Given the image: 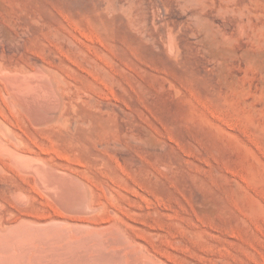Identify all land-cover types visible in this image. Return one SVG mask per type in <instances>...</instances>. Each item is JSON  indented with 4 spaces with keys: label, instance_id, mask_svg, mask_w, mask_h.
<instances>
[{
    "label": "rangeland",
    "instance_id": "obj_1",
    "mask_svg": "<svg viewBox=\"0 0 264 264\" xmlns=\"http://www.w3.org/2000/svg\"><path fill=\"white\" fill-rule=\"evenodd\" d=\"M17 71L56 89L49 123L14 97ZM92 113L103 128L86 148ZM0 138L83 180L101 214L140 222L172 264H264V0H0ZM12 165L0 152V183L30 191ZM1 200L17 208L11 194ZM135 206L147 212L133 217Z\"/></svg>",
    "mask_w": 264,
    "mask_h": 264
},
{
    "label": "bare ground",
    "instance_id": "obj_2",
    "mask_svg": "<svg viewBox=\"0 0 264 264\" xmlns=\"http://www.w3.org/2000/svg\"><path fill=\"white\" fill-rule=\"evenodd\" d=\"M37 68H40V65ZM38 70L41 71L40 69H38ZM21 71L23 72V70H21ZM21 73L19 74V72H18L19 75L16 74V75L8 76L7 77V83L11 87L14 97L19 102H21L22 108L25 110V112H27V116L29 114V116H31L30 119L32 118V120L33 119L36 120L37 123H40V122H38V120L39 121L44 120V122L46 123L47 120L49 121L52 117L55 118L54 117V115H56L55 114V110H56L55 106L57 104V97L55 94L56 89L53 90L54 86L51 87L52 84L50 85L49 82L47 80H45V77L47 75L45 77H43L42 75H39V73H36V72L31 73V74H29V73L28 74L27 73L21 74ZM8 74H13V73L9 72V73H7V75ZM57 96L60 97L59 95H57ZM90 99H92V98L90 97ZM88 100H89V98H88ZM60 102L61 101H59L58 103H60ZM60 104H58L59 106H57V107H60ZM86 105H88L90 107H97V106H95L94 101H91V100L86 102ZM100 106H101V104H100ZM108 109L110 110V108H108ZM118 112H120V111H118ZM96 115H97L96 113H92L90 115L83 114V146H85L86 148L91 147V142L94 141L98 137L101 129L103 128V126H99L96 124H95V126H93V122H92L91 118H94ZM58 117H60V116H58ZM59 119L60 118H58V120ZM52 120L53 119H51L50 121H52ZM42 122L43 121H41V123ZM49 122H47V123H49ZM160 124H161V122H160ZM161 126H163V125L161 124ZM146 128L147 127H145V129ZM152 128H153V126H152ZM153 129H155V128H153ZM153 131H155L154 133H156V130H153ZM149 132H151V131H149ZM7 133H9V132H7ZM157 133L159 134V132H157ZM149 136H151V135H149ZM149 136H146V137H149ZM143 137H145V136H143ZM129 138H130V136H129ZM143 139H145V138H143ZM111 141H112V139H111ZM129 141L134 143L132 141V139H129ZM135 141H137V140H135ZM138 141L139 142L138 143L136 142V143L140 144V140H138ZM103 142H105V141L103 140ZM143 142H145V141H143ZM143 142L141 143V145L143 144ZM107 143L105 142L104 144H106V146H109V145H107ZM95 144H97V143H95ZM120 145H122V144L120 143L119 146ZM147 145H148V143H147ZM153 145H155V144H153ZM149 146H150V144H149ZM112 147H114V146H112ZM105 148H107V147H105ZM111 149L114 150L113 148H111ZM120 150H122V149H120ZM120 150H117L116 152H118ZM124 150H122V151H124ZM0 152H2L5 156L8 157L10 162H12L13 165H15V167H16L15 169H17L18 172H20L21 174H23L27 177H30L31 183H32V185H31L32 187H31L30 191H22V189L21 190H15V188L17 186H20V188L23 187V185H20V184L15 185L14 183L9 184L7 182H1L0 183V264H172L171 262H169L167 260L168 259L167 255H166L167 253L164 254L163 256L160 255V254H162L161 252H163V250H161L160 252L157 251L158 253H160V254H158L155 250H154L155 252L152 251L153 248H150L151 242H150L149 248L152 250H150L147 247L148 245L146 246V244H145L146 240L144 239V236L148 234L149 230L146 227H144L143 225L139 224L140 222L138 223V221L134 220V218L131 219V218H127V217L126 218L121 217L120 216L121 213H120V215H117L114 212H112V213L108 212L107 214H101L100 213L101 210H98L101 206L100 205H96V206L93 205L92 200H94V197L88 193L89 191L87 190V188H85L87 185H85L86 183H84L83 180L82 181L78 180L76 177H74L72 174H70L68 172H64V171L55 169V168L51 167L50 165L38 160L37 158L30 155L29 153L19 151L14 146L12 147L11 145H6L2 142V140L0 142ZM112 155H113V153H112ZM129 155H131V154H129ZM127 157L124 159L129 160V158H127ZM134 159H136V158H131V160H134ZM154 159H156V157H154ZM120 162H122V161H120ZM134 162L136 163L135 160H134ZM114 163H115V160H114ZM128 164H130V163H128ZM132 164H133V162H132ZM136 165L137 164H135V166ZM84 166H85V164H84ZM143 167H145V166H143ZM143 167H141V165H140V168H143ZM154 167H155V165H154ZM155 168H157V167H155ZM161 168H163V166ZM108 169L110 170V168H108ZM145 169H147V168L145 167ZM142 170L143 169H141L142 173L146 172L145 170H143V171ZM154 171H155V169H154ZM166 171H168V169H166ZM170 171H171V169L168 172H170ZM119 172L123 173L124 170L119 171ZM139 172H140V170L138 171V173ZM150 172H151V169H150ZM98 173L100 174V172H98ZM85 174H87V173H85ZM125 174L127 176L126 172H125ZM170 174H168V176ZM152 175H153V173H152ZM149 176H151V175H149ZM161 176H162V174H161ZM106 177H107V175H106ZM127 177H129V176H127ZM171 177L174 179L175 176L174 177L171 176ZM164 178H165V176H163V179ZM139 179H142V178H139ZM143 179H145V177H143ZM143 179L141 181H143ZM157 179H159V178H157ZM108 181H110V179ZM81 182H83V185ZM157 182H158V180H157ZM161 182H162V179H161ZM132 183L135 184V182H132ZM176 183H177V180H176ZM179 183H178V185H179ZM116 184L114 183L115 186H116ZM137 184L138 183H136L135 185H137ZM159 184H161V183H159ZM92 185H94V184H92ZM156 186H158V185H155V188H156ZM169 186H172V185H169ZM99 187H102V185ZM108 187H109V185H108ZM173 187H174V184H173ZM121 188L122 187H120V189ZM139 188H140V186H139ZM90 189H91V187L89 188V190ZM157 189H158V187H157ZM163 189H165V188H163ZM16 191H17V196L15 194ZM146 191H147V189L143 192H146ZM18 192L23 194V196H18L19 195ZM111 193L112 192H109V194L108 193L107 194L110 196ZM147 193H150V191ZM5 194H11V197L13 198V200L15 201V203L17 205L16 209L13 206H11V204L9 206L4 205V201L1 200V197H5ZM108 195H106V196L109 197ZM135 195H137V194H135ZM36 196H37V198L38 197L44 198V200L46 201L45 204L47 207L43 208L40 206L39 207L36 206L34 203ZM151 196H153L152 193H151ZM180 196H181V194H180ZM111 197H113V196H111ZM138 197H140V196H138ZM166 197H167V195H166ZM182 197H183V195H182ZM119 198H120V196H119ZM128 198H130V197H128ZM135 198H131V199L133 202L136 203L137 199H135ZM112 199H114V198H112ZM112 199H109V200L111 201ZM138 199H140V198H138ZM143 200H145V199H142L143 204H145V201H143ZM183 200H185V197H183ZM113 201L115 202V199ZM118 201H119V199H118ZM121 201H123V200H121ZM157 201H159V200H157ZM193 201L191 202V204L193 203ZM176 202L177 201L175 200L174 203L176 204ZM194 202H197V201H194ZM120 204H121V202H120ZM146 204H148V203H146ZM160 204H161V202H160ZM129 205H130V203H129ZM150 205H152V204H150ZM165 205H167V204H165ZM165 205L163 204L162 206H165ZM177 205H179V204L177 203ZM97 206L99 208H97ZM124 206L125 205H123V207ZM143 206H145V205H143ZM95 207L97 209H95ZM114 208H115V206H114ZM166 208H168V207H166ZM171 209H172V207H171ZM182 209H183V207H182ZM191 209L193 211L192 207H191ZM172 211H173V209H172ZM145 212H147L146 209L141 208L140 206L131 207L129 209V214L133 217H142L145 214ZM185 212H186V209H185ZM193 212H192V215L190 213V215L192 217L194 215ZM184 215H187V213H184ZM154 216H156L155 213H154ZM153 224H155V223H153ZM156 224L158 225V223H156ZM190 224H191V222H190ZM188 225H189V222H188ZM152 226L153 225H151V227ZM159 226H158V228H159ZM152 228L156 229L157 227L155 225V227H152ZM167 229L168 228H166L165 230H167ZM151 234H153V233H151ZM157 234L155 236V239L157 237ZM148 235H150V234H148ZM176 236H179V235H176ZM152 238H154V235ZM180 238H182V237H180ZM176 240L177 239H175L174 242H176ZM184 241H186V239ZM187 241H189V243H190V240H187ZM147 242H149V241L147 240ZM155 242L157 243V239ZM164 243H167V242L165 241ZM189 243H187L188 247H191V246H189L190 245ZM192 244H193V242H192ZM168 245H170V244H168ZM176 245H177V243H176ZM174 246H175V243H174ZM165 247H166V245H165ZM168 247L169 246H167V248ZM162 248H163V246H162ZM194 248H195V246L193 247V249ZM171 250H174V248L172 247ZM178 250H177V252H178ZM174 251L176 252V250H174ZM179 251H182V250H179ZM191 252L194 253L193 250ZM188 253H190V252H188ZM175 254H173V255H175ZM165 255H166L167 259L164 257ZM172 261H173V259H172ZM173 262L176 263V261H173Z\"/></svg>",
    "mask_w": 264,
    "mask_h": 264
}]
</instances>
